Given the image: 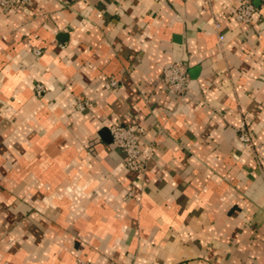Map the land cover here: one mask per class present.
I'll use <instances>...</instances> for the list:
<instances>
[{"label":"crops","instance_id":"1","mask_svg":"<svg viewBox=\"0 0 264 264\" xmlns=\"http://www.w3.org/2000/svg\"><path fill=\"white\" fill-rule=\"evenodd\" d=\"M235 7L0 9V264H264V10L240 24ZM173 61L191 78L180 96L160 82ZM113 124L143 127V173Z\"/></svg>","mask_w":264,"mask_h":264},{"label":"built area","instance_id":"2","mask_svg":"<svg viewBox=\"0 0 264 264\" xmlns=\"http://www.w3.org/2000/svg\"><path fill=\"white\" fill-rule=\"evenodd\" d=\"M259 8L264 10V0H258ZM24 0H0V9L8 10L22 6ZM255 0H236V7L233 11L234 19L240 24H249L259 9ZM38 53V52H37ZM160 82L169 93L182 95L190 90L191 78L188 69L181 61H173L162 66ZM118 81L114 77L109 78V85L117 86ZM34 90L37 96H41L45 87L41 83H36ZM88 100L78 101L76 108L84 110L89 106ZM112 141L124 154L123 163L128 170L135 174H141L145 170L143 159L147 158L148 152L140 147V139L144 132L142 126L138 124H113L109 126ZM241 141L248 149H251L252 141L249 132L242 129L238 135ZM234 157L238 158L237 154ZM75 264H89L81 259H77Z\"/></svg>","mask_w":264,"mask_h":264}]
</instances>
